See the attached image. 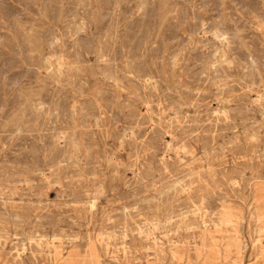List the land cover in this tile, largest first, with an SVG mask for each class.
<instances>
[{
    "label": "rangeland",
    "instance_id": "rangeland-1",
    "mask_svg": "<svg viewBox=\"0 0 264 264\" xmlns=\"http://www.w3.org/2000/svg\"><path fill=\"white\" fill-rule=\"evenodd\" d=\"M0 264H264V0H0Z\"/></svg>",
    "mask_w": 264,
    "mask_h": 264
},
{
    "label": "bare ground",
    "instance_id": "bare-ground-1",
    "mask_svg": "<svg viewBox=\"0 0 264 264\" xmlns=\"http://www.w3.org/2000/svg\"><path fill=\"white\" fill-rule=\"evenodd\" d=\"M126 5V4H125ZM59 59V58H58ZM68 62V61H67ZM55 63V62H54ZM20 70V69H19ZM170 86V85H169ZM193 104V103H192ZM103 105V104H102ZM218 108V107H217ZM217 116V115H216ZM173 118V117H172ZM25 185V184H24ZM54 187V186H53ZM55 188V187H54ZM61 189V188H60ZM101 191V190H100ZM90 207H91V205H90ZM235 226V225H234Z\"/></svg>",
    "mask_w": 264,
    "mask_h": 264
}]
</instances>
